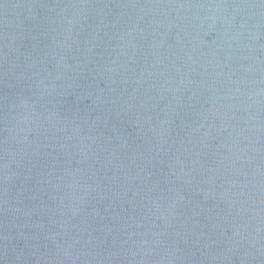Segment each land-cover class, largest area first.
Returning <instances> with one entry per match:
<instances>
[{"label":"water","instance_id":"95a60500","mask_svg":"<svg viewBox=\"0 0 264 264\" xmlns=\"http://www.w3.org/2000/svg\"><path fill=\"white\" fill-rule=\"evenodd\" d=\"M0 264H264V0H0Z\"/></svg>","mask_w":264,"mask_h":264}]
</instances>
